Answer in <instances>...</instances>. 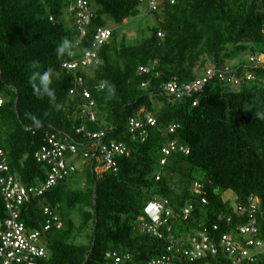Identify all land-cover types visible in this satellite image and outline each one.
<instances>
[{"label": "trees", "instance_id": "trees-1", "mask_svg": "<svg viewBox=\"0 0 264 264\" xmlns=\"http://www.w3.org/2000/svg\"><path fill=\"white\" fill-rule=\"evenodd\" d=\"M88 1L91 18L82 36L76 0H0V162L5 160L20 185L41 187L49 167L35 155L47 138L77 145L70 163L76 170L20 206V222L27 231L41 233L48 260L39 264H111L107 255L122 259L121 264H146L164 257L172 239L186 245L198 233L215 243L217 254L192 264H223L222 236L238 242L237 228L249 223L251 209L264 243V118L255 115L264 113V66L248 70L246 59L226 65L242 53L264 55V0H158L156 11L140 0ZM142 9L155 25L139 29V42L130 44L109 27L128 23L130 28ZM100 29L111 30V38L98 48L95 61L76 74L63 68L93 49ZM65 38L72 42V55L58 56L56 48ZM208 69L229 71L241 86L215 78L200 93L180 100L165 90L173 82L187 85ZM36 70L50 73L55 102L37 98L29 82ZM246 70L254 81L243 80ZM74 77L81 78V86H75ZM105 81L115 86L114 96ZM72 89L90 93L93 121L83 114L84 100L70 96ZM148 115L156 126H146L143 136L133 134L130 120L145 124ZM99 133L103 144L124 149L109 170L86 155L97 142L89 136ZM173 142L189 154L173 153L161 167V150ZM79 161L85 163L82 172ZM79 175L83 189L75 187ZM195 183L202 185L200 195L192 194ZM227 192L234 194V203L224 199ZM154 200L168 201L173 211L170 239L139 229L145 207ZM42 207L58 221L51 223ZM187 207L191 211L184 219ZM7 219L0 190V232ZM248 264H264V256Z\"/></svg>", "mask_w": 264, "mask_h": 264}, {"label": "built area", "instance_id": "built-area-1", "mask_svg": "<svg viewBox=\"0 0 264 264\" xmlns=\"http://www.w3.org/2000/svg\"><path fill=\"white\" fill-rule=\"evenodd\" d=\"M144 2L149 10L156 11L158 8V0H140ZM88 0H76L75 9L79 10L77 25L79 26L82 36H85L84 27L88 25L91 14L88 10ZM160 36V35H159ZM111 38V30L100 29L94 39L93 49L85 52L80 58L73 59L63 65L67 71L76 74V71H84L96 59V51L100 46L107 43ZM264 66V55H255L248 58L247 69ZM246 70L243 80L254 81L253 74ZM229 71H221L208 69L206 73L199 79L181 87H178L174 82L168 84L166 91L175 96L176 100L183 97L198 94L204 86L211 80L218 78L221 81H226L233 87L241 86V79L235 75H228ZM75 78V86H81V78ZM261 86L264 90V79L261 81ZM70 96H77L84 100L83 114L90 118V121L95 119L93 108L94 103L91 101L90 93L82 90L77 93L76 89L70 91ZM3 105V100L0 99V107ZM146 126L155 127L156 120L152 116L145 117V124L139 120H130V129L133 134L140 133V136L145 134ZM176 130V126L170 129V133ZM96 143L89 147V152L86 155H91L96 162L104 166L105 170L115 167V157L124 154V149L120 145L103 144L100 140L104 137L103 133L93 134L89 136ZM46 146L42 147L36 153L35 159L38 163L49 167V173L46 181L40 186L26 188L15 181L8 174V166L3 159L0 162V190L5 200L8 219L5 221L4 230L0 232V259L3 264H39L40 261L48 260L47 253L41 243V233L39 230L27 231L25 225L20 222V206L28 203L31 200L42 197L46 192L53 188L64 177L73 173L76 168L71 165V158L77 155V145L74 142L59 141L54 135L47 138ZM181 153L188 155L189 151L184 148H178L176 144L170 143L161 150L162 160L160 166H164L167 158L173 153ZM70 156V158H68ZM0 157H3V152L0 151ZM86 157V156H85ZM70 162H69V161ZM159 173L156 174V181L159 180ZM202 193V185L195 183L192 189V194L200 195ZM205 204V201H203ZM44 214L52 218V222H57L58 218L53 217L51 211L47 207H42ZM191 211V207H187L183 211L184 219H187ZM242 213V209H239ZM255 209H251L249 213V223L241 225L237 228L240 240L234 241L231 235H223L220 240V249L224 254L226 262L223 264H242L243 262L253 263L258 256H264V243L259 239V230L255 217ZM173 215L168 201H152L144 209V219L140 224L142 233L149 234L157 239H164L171 232L168 225V219ZM50 223V224H51ZM48 223L44 227V231L50 229ZM164 229V230H163ZM163 230V231H162ZM217 227L214 228V231ZM167 231V232H166ZM182 244V242L180 243ZM207 254L215 256L217 254V246L213 243L205 233H198L188 240L185 245H179L174 239L171 240L164 257H160L147 262L146 264H192L194 261L201 260ZM108 260H112L111 264H121L122 259L114 255H107ZM127 260L129 257L126 258ZM109 264V263H108Z\"/></svg>", "mask_w": 264, "mask_h": 264}, {"label": "rangeland", "instance_id": "rangeland-1", "mask_svg": "<svg viewBox=\"0 0 264 264\" xmlns=\"http://www.w3.org/2000/svg\"><path fill=\"white\" fill-rule=\"evenodd\" d=\"M145 9L141 10V15H139V17H137L131 24H129L130 28L127 26V24H125L124 26L118 27V26H114L113 24H110L109 27L111 29H115L117 31V33L120 35V38L122 36H127V40L128 43L130 44H135L137 42L140 41V37H137V35L140 33L139 29H146V27L148 26H154L155 25V19L153 16L146 14ZM130 30V31H129ZM129 31V32H128ZM249 56H247V54L242 53L240 55H238L235 59L227 61L226 65L228 67H234L237 64H239L242 61L248 60ZM76 167L78 170H80V172L83 171V166H84V162L83 161H79L76 162ZM80 177H78L77 181H76V186L78 189H83L85 186V179L84 176L79 175ZM234 194L232 192H227L223 195L225 200L230 201V203H234L235 200V196H233ZM83 243L86 242V240H82Z\"/></svg>", "mask_w": 264, "mask_h": 264}, {"label": "clouds", "instance_id": "clouds-1", "mask_svg": "<svg viewBox=\"0 0 264 264\" xmlns=\"http://www.w3.org/2000/svg\"><path fill=\"white\" fill-rule=\"evenodd\" d=\"M56 53L58 56H63L65 53L68 55H72V42L67 38L63 39L56 48ZM33 67H36L35 65ZM29 82L35 93L37 98L43 99L47 97L50 102H55L56 100V92L52 85V79L50 77V73L45 71L41 73L39 70L33 71L31 76L29 77ZM104 86L107 88L110 96L115 95V86L105 81ZM256 116L264 118V113L257 112ZM31 119L34 123L39 125V120L36 119L35 116H31Z\"/></svg>", "mask_w": 264, "mask_h": 264}, {"label": "crops", "instance_id": "crops-1", "mask_svg": "<svg viewBox=\"0 0 264 264\" xmlns=\"http://www.w3.org/2000/svg\"><path fill=\"white\" fill-rule=\"evenodd\" d=\"M243 62V61H242ZM242 62H240V63H242Z\"/></svg>", "mask_w": 264, "mask_h": 264}]
</instances>
